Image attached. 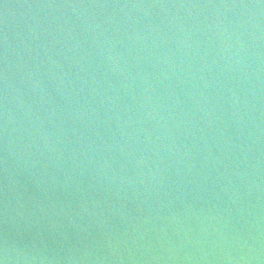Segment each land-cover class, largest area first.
I'll list each match as a JSON object with an SVG mask.
<instances>
[{
	"label": "water",
	"instance_id": "95a60500",
	"mask_svg": "<svg viewBox=\"0 0 264 264\" xmlns=\"http://www.w3.org/2000/svg\"><path fill=\"white\" fill-rule=\"evenodd\" d=\"M0 264H264V0H0Z\"/></svg>",
	"mask_w": 264,
	"mask_h": 264
}]
</instances>
